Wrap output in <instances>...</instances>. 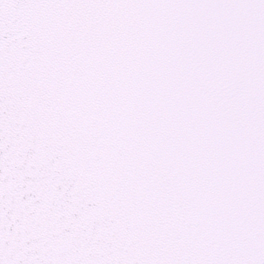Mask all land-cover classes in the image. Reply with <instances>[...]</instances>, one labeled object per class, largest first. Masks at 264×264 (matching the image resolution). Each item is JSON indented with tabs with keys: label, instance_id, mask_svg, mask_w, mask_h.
I'll list each match as a JSON object with an SVG mask.
<instances>
[{
	"label": "snow or ice",
	"instance_id": "snow-or-ice-1",
	"mask_svg": "<svg viewBox=\"0 0 264 264\" xmlns=\"http://www.w3.org/2000/svg\"><path fill=\"white\" fill-rule=\"evenodd\" d=\"M0 264H264V0H0Z\"/></svg>",
	"mask_w": 264,
	"mask_h": 264
}]
</instances>
